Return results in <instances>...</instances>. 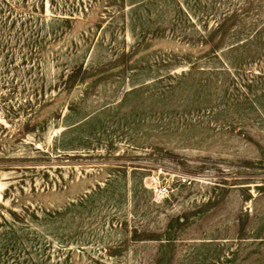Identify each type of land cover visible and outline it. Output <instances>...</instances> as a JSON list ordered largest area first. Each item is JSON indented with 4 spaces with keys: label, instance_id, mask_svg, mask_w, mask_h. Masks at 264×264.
Returning a JSON list of instances; mask_svg holds the SVG:
<instances>
[{
    "label": "rangeland",
    "instance_id": "obj_1",
    "mask_svg": "<svg viewBox=\"0 0 264 264\" xmlns=\"http://www.w3.org/2000/svg\"><path fill=\"white\" fill-rule=\"evenodd\" d=\"M0 183V264H264V0H0Z\"/></svg>",
    "mask_w": 264,
    "mask_h": 264
},
{
    "label": "built area",
    "instance_id": "obj_2",
    "mask_svg": "<svg viewBox=\"0 0 264 264\" xmlns=\"http://www.w3.org/2000/svg\"><path fill=\"white\" fill-rule=\"evenodd\" d=\"M158 191H159L160 194H165L167 192V187L163 186Z\"/></svg>",
    "mask_w": 264,
    "mask_h": 264
},
{
    "label": "bare ground",
    "instance_id": "obj_3",
    "mask_svg": "<svg viewBox=\"0 0 264 264\" xmlns=\"http://www.w3.org/2000/svg\"><path fill=\"white\" fill-rule=\"evenodd\" d=\"M3 189V184L0 183V197L2 196L1 190Z\"/></svg>",
    "mask_w": 264,
    "mask_h": 264
}]
</instances>
